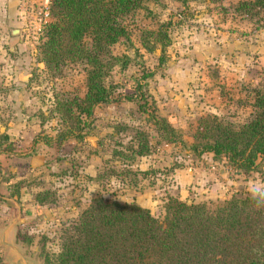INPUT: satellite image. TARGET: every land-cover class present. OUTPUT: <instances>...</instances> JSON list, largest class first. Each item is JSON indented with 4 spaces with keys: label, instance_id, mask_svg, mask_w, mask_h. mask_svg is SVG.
I'll return each instance as SVG.
<instances>
[{
    "label": "rangeland",
    "instance_id": "rangeland-1",
    "mask_svg": "<svg viewBox=\"0 0 264 264\" xmlns=\"http://www.w3.org/2000/svg\"><path fill=\"white\" fill-rule=\"evenodd\" d=\"M237 1L148 0V11L141 8L130 20V41L121 38L112 47L114 53L128 54L153 69L146 84L150 96L147 101L179 131L181 142H163L146 119L147 112L129 100L118 105L108 103L97 109V124L87 128L84 138L68 152L52 148L45 152L41 142L31 144V139L39 131L54 132L58 125L50 111L54 95L82 96L85 73L79 63L63 65L54 74L45 70L38 58V45L34 49L24 42L32 29L33 13L21 15L20 32L27 50L23 48L18 54L25 52L24 66L28 68L20 80L9 77L10 62L15 57L8 52V45L0 52V132L5 131L12 142V152L8 154L11 167L23 169L21 188L34 192L47 187L54 191L57 199L52 208H27L20 216L16 237L25 252L36 254L43 237L44 247L55 250L59 234L56 222L75 217L95 196L135 200L161 217L162 204L168 194L187 202H213L234 191H250L253 185L264 187V169L237 172L224 158L214 160L209 153L195 156L187 148L201 115L216 113L242 121L250 111L249 83H256L264 76V60L257 58L252 50L259 36L264 35V16L244 14L235 8ZM160 22H168L169 41L162 51L157 43L147 51L140 46L138 35L142 29L155 28ZM226 32L236 39L235 51L250 42L251 52L243 64L241 58L238 64L225 55L213 56L214 37L224 38ZM225 48L228 47H222ZM26 51H30L29 54ZM160 53L164 56L161 64L157 61ZM237 54L240 57L242 53ZM231 64L234 67L238 64L239 69L232 68L228 73ZM137 71L134 66L121 70L114 65L105 81L117 84V89L122 91L134 81ZM242 71L249 72L248 79L240 76ZM16 85L19 88L11 90ZM117 122L148 132L150 146L146 155L130 161L111 154L113 148L126 151L125 144L133 140L130 129L115 131L116 126L113 129ZM28 127L34 132H29L28 137L21 136V131ZM21 201L23 206L28 205L27 200L21 198ZM6 210L11 216L16 214L14 206L10 204L6 208L0 203V216ZM2 225L0 221V229Z\"/></svg>",
    "mask_w": 264,
    "mask_h": 264
},
{
    "label": "trees",
    "instance_id": "trees-1",
    "mask_svg": "<svg viewBox=\"0 0 264 264\" xmlns=\"http://www.w3.org/2000/svg\"><path fill=\"white\" fill-rule=\"evenodd\" d=\"M147 2L50 0L38 58L44 69L53 74L63 65L81 64L85 91L82 96L54 95L50 111L58 125L53 133L37 132L31 144L41 142L45 152L48 148L68 152L84 138L87 128L97 124V109L129 100L147 112L146 119L163 142H181L179 131L147 101L146 84L153 69L128 54L112 50L121 38L130 41V20L141 8L148 11ZM235 8L248 16L258 13L264 16V0H238ZM167 23L142 29L138 35L140 46L151 51L157 43L162 51L169 41ZM157 61L159 64L164 61L161 53ZM114 65L121 70L130 66L138 70L134 81L122 91L117 84L105 81ZM249 84L250 111L242 121L216 113H206L197 119L187 146L193 155L209 153L214 160L224 158L237 172L264 169V76ZM114 126L115 131H133V140L125 144L126 151L113 148L112 155L132 161L148 153L147 131L125 122L115 123L113 129ZM69 140L73 143L67 147ZM12 148L9 135L0 132V154L8 156ZM22 176L21 171L4 177L9 180L10 195L18 202L24 183ZM28 194L36 208L56 205L55 193L47 187ZM162 211V216L157 217L135 200L92 197L75 217L56 222L59 228L56 249L45 248L43 237L37 255L43 264H264V208H257L251 191H234L213 202H187L168 194Z\"/></svg>",
    "mask_w": 264,
    "mask_h": 264
},
{
    "label": "crops",
    "instance_id": "crops-1",
    "mask_svg": "<svg viewBox=\"0 0 264 264\" xmlns=\"http://www.w3.org/2000/svg\"><path fill=\"white\" fill-rule=\"evenodd\" d=\"M22 27V20L21 15L17 7L16 0H0V52L3 51L4 47L8 45V48L10 51H8L10 54L14 55V59H11L10 65L11 68L9 69V77L13 76V79L18 78L19 80L23 75H25L26 70L28 66H24L25 63V52L22 54H18L23 48L27 50L26 45L24 42H26V39H24V42H22V36L20 29ZM227 31V30H226ZM259 40L253 46L252 50L253 53L257 55V58L263 59L262 55H264V35L259 36ZM235 40L231 33H227L224 35V38L214 37L213 40V56H226L233 59V61L238 62V60L241 58L240 63L243 64V62L246 59L247 56H249L251 52V45L250 42H247V46H243L241 50L235 51ZM27 44V43H26ZM220 44L222 46H220ZM228 47L225 49H222V47ZM28 47V46H27ZM19 51V52H18ZM27 52V51H26ZM30 52V51H29ZM29 52H27L29 54ZM238 53H242L239 57ZM2 57V55H0ZM262 60V61H263ZM239 64V62H238ZM237 64V65H238ZM9 65V66H10ZM235 65V67L231 64L229 67L231 70L227 71L228 73H231L232 68L239 69V66ZM233 72L232 74H234ZM238 74V73H237ZM240 76H243V78H247L249 75V72H244L240 74ZM20 83V82H19ZM21 84V83H20ZM19 88L18 85L14 86L11 90H15ZM34 132L32 129L26 128L23 131H21V136L28 137L29 132ZM31 133V134H32ZM25 134V135H24ZM70 146L67 145V147ZM11 157L10 156H0V203H3V205L8 208V205L10 204L15 207L16 214L14 216H11L9 211L3 215L0 216V221L3 223L1 229H0V254L2 256V264H22V261L19 257V255L16 253V251L13 249L12 246H14L17 250L21 252V254L26 259V264H43L39 256L36 254H32V252L27 253L25 252L24 248L21 246L23 245L20 241L17 240V233H16V226L18 224V221H21L22 218L20 217L24 211L28 208H36L35 203H33L30 199V195L28 194V191L24 188H21V198L22 200L26 201L28 204L27 206L22 205V201L18 202L14 196L10 195L9 192V180L5 179L4 177L9 174L16 175L23 170L19 166H13L11 167ZM24 198H23V197ZM25 204V205H26ZM19 213V219L12 224L9 228L7 226L17 217V214ZM21 218V219H20ZM5 232V233H4ZM5 237V242L2 241V237ZM12 246H10V245ZM33 256V257H32Z\"/></svg>",
    "mask_w": 264,
    "mask_h": 264
},
{
    "label": "built area",
    "instance_id": "built-area-1",
    "mask_svg": "<svg viewBox=\"0 0 264 264\" xmlns=\"http://www.w3.org/2000/svg\"><path fill=\"white\" fill-rule=\"evenodd\" d=\"M20 15L33 13V25L31 32L25 36L26 42L34 49L41 39L44 24L49 19L50 0H16Z\"/></svg>",
    "mask_w": 264,
    "mask_h": 264
},
{
    "label": "clouds",
    "instance_id": "clouds-1",
    "mask_svg": "<svg viewBox=\"0 0 264 264\" xmlns=\"http://www.w3.org/2000/svg\"><path fill=\"white\" fill-rule=\"evenodd\" d=\"M250 191L257 208H264V187L253 185Z\"/></svg>",
    "mask_w": 264,
    "mask_h": 264
},
{
    "label": "water",
    "instance_id": "water-1",
    "mask_svg": "<svg viewBox=\"0 0 264 264\" xmlns=\"http://www.w3.org/2000/svg\"><path fill=\"white\" fill-rule=\"evenodd\" d=\"M19 219V213L17 214V217H16V219H14L8 226H7V228H9L12 224H14L17 220ZM5 233V232H4ZM2 241H6L5 240V237H4V235H3V237H2ZM10 245V244H9ZM10 246H12V245H10ZM13 247V249L16 251V253L19 255V257H20V259H21V261H22V264H26V259H25V257L21 254V252L19 251V250H17L14 246H12Z\"/></svg>",
    "mask_w": 264,
    "mask_h": 264
}]
</instances>
